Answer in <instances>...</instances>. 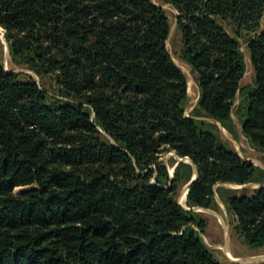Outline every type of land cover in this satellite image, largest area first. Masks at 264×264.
Instances as JSON below:
<instances>
[{
    "label": "trees",
    "instance_id": "16d2710c",
    "mask_svg": "<svg viewBox=\"0 0 264 264\" xmlns=\"http://www.w3.org/2000/svg\"><path fill=\"white\" fill-rule=\"evenodd\" d=\"M165 1L180 13L182 57L198 74L190 115L163 6L0 0L13 60L53 74L59 92L20 79L0 53V264H223L192 207H211L219 183L262 170L215 129L234 131L240 96L242 133L264 151V0ZM245 36L255 77L242 86ZM167 152L183 158L173 176ZM195 166L188 209L176 195ZM229 210L246 242L264 246V187L230 196Z\"/></svg>",
    "mask_w": 264,
    "mask_h": 264
},
{
    "label": "rangeland",
    "instance_id": "374dc122",
    "mask_svg": "<svg viewBox=\"0 0 264 264\" xmlns=\"http://www.w3.org/2000/svg\"><path fill=\"white\" fill-rule=\"evenodd\" d=\"M152 1L163 6L170 16L171 32L167 41V47L177 64L187 75L189 83V99L186 108V115H190L200 97V85L198 74L192 65L182 57L184 41L183 34L178 25V16L180 13L175 6L165 0ZM219 21L229 30L232 29V26L229 25L228 21L223 19H219ZM246 37L248 36L241 38L242 50L247 63V70L241 81L242 86L252 84L255 77L254 66L252 64ZM0 53L6 69L19 73L20 79L22 80L30 78L35 79L47 89L51 96H59L56 77L53 74L39 75L33 69L13 60L6 37V30L3 27H0ZM240 101L241 97L239 96L235 103L236 107ZM236 107L234 109V119L236 122L234 131H231L219 122L217 123L218 127L215 131L223 142L235 149L246 160L255 163L262 170L257 174L255 180L245 184L219 183L216 186L214 204L207 208L195 207V210L198 211L201 219L206 225L205 231L201 233L204 241L223 264H264V246L253 248L246 242L244 237L239 234L235 227L236 217L229 210L230 196L243 194L252 195L264 185V151L252 144L242 133V125L236 113ZM200 119L215 122L214 120H211V118L200 117ZM180 158L181 157L177 156L174 152H167L161 155V160L167 163L170 174L171 170L180 161ZM175 159H177V161H175ZM188 183L189 182H183L180 185L179 192L176 195L179 203L183 191H186V188L188 187ZM26 188L27 186L17 187L16 191ZM182 206L191 208L187 205V200H185V204ZM227 251H230L232 256H229Z\"/></svg>",
    "mask_w": 264,
    "mask_h": 264
},
{
    "label": "water",
    "instance_id": "95a60500",
    "mask_svg": "<svg viewBox=\"0 0 264 264\" xmlns=\"http://www.w3.org/2000/svg\"><path fill=\"white\" fill-rule=\"evenodd\" d=\"M183 158H180V160H182ZM178 164V163H177ZM177 164L175 165V167L173 168V171H171V175L173 176L174 175V171L176 169V166ZM198 177V169L197 167L195 166V175L194 177L191 179V181L188 183V187H187V196H188V193H189V189L193 183L194 180H196V178ZM262 187H264V185H262ZM187 200V199H186ZM181 203V202H180ZM182 204V203H181ZM183 205V204H182ZM192 208H195V207H192ZM188 209H191V208H188Z\"/></svg>",
    "mask_w": 264,
    "mask_h": 264
},
{
    "label": "bare ground",
    "instance_id": "6f19581e",
    "mask_svg": "<svg viewBox=\"0 0 264 264\" xmlns=\"http://www.w3.org/2000/svg\"><path fill=\"white\" fill-rule=\"evenodd\" d=\"M171 171H173V169H172ZM186 197H187V188H186V191H183V193H182V195H181V197H180V202H181L182 204H185ZM227 249H228V248H227ZM227 253H228L229 256H232V254H231L230 251H227Z\"/></svg>",
    "mask_w": 264,
    "mask_h": 264
}]
</instances>
